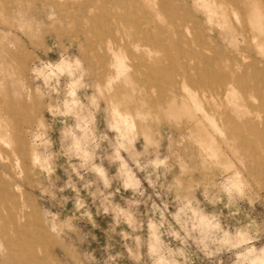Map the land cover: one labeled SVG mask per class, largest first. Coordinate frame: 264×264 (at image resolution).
<instances>
[{
    "label": "rangeland",
    "instance_id": "obj_1",
    "mask_svg": "<svg viewBox=\"0 0 264 264\" xmlns=\"http://www.w3.org/2000/svg\"><path fill=\"white\" fill-rule=\"evenodd\" d=\"M200 43L193 101L169 78ZM237 76L264 80V0H0V264H264Z\"/></svg>",
    "mask_w": 264,
    "mask_h": 264
},
{
    "label": "bare ground",
    "instance_id": "obj_2",
    "mask_svg": "<svg viewBox=\"0 0 264 264\" xmlns=\"http://www.w3.org/2000/svg\"><path fill=\"white\" fill-rule=\"evenodd\" d=\"M166 3V2H165ZM163 4V3H162ZM128 16H130V18H132V16L130 14L127 13ZM177 18V17H176ZM166 27V26H165ZM163 29V28H162ZM166 31V30H165ZM180 32V31H179ZM180 34V33H179ZM185 34V33H184ZM195 35V34H194ZM138 37L142 38V34H138L137 35ZM152 37V36H151ZM150 37V38H151ZM180 38V37H179ZM185 40V39H184ZM183 40V41H184ZM191 39H189L190 41ZM196 40V38H195ZM182 41V40H181ZM188 41V42H189ZM197 41V40H196ZM202 41V40H201ZM156 43V42H155ZM204 43V42H203ZM166 45V44H164ZM199 46L201 47V50L199 51H193L192 53V56L191 58H187L183 60V64H182V69L179 71L178 74L174 75V76H171L169 79V82L172 83V84H179L180 87H184L186 88L188 91H189V94H190V98L191 100L195 101L198 94L196 91H192L190 88H189V85L190 84H194L196 82H203V83H210L209 80H210V77L212 75V67L213 65H210L209 64V60H208V57L204 51V48H203V45L200 43ZM167 47V45H166ZM180 47V46H178ZM149 48V47H147ZM194 48V47H193ZM214 48V47H213ZM120 49V48H119ZM137 50H139V48L136 47ZM150 49V48H149ZM170 49V47H169ZM185 50V49H184ZM188 50V49H187ZM121 51V49H120ZM151 51V50H150ZM186 51V50H185ZM118 51H116V53H113V60L111 62V65L114 66L115 68H117L118 71H122V70H125L126 71V68H127V65L125 63V57L123 55H121L120 53H117ZM216 52V51H215ZM172 53V52H171ZM178 53V52H177ZM218 53V52H217ZM187 54V53H186ZM142 55L144 56H147L149 58L150 61H145L144 60V63H142V69H150V70H153L155 69V67H157L158 65H153L151 64V62H159L156 58L153 57L152 53L147 51L146 49L142 48ZM173 55V54H172ZM218 54H214V56H216ZM220 55V54H219ZM224 55V53H223ZM127 56V55H126ZM143 56V58H145ZM169 56V55H168ZM169 59V58H168ZM173 60V58H172ZM221 60V59H220ZM219 60V62H221ZM161 61V60H160ZM213 62V60H212ZM131 68V67H130ZM125 71H122V72H125ZM194 73H193V72ZM216 71V70H215ZM217 72V71H216ZM221 74V73H220ZM223 74V72H222ZM225 74V73H224ZM120 75V74H118ZM221 76V75H220ZM226 75H224L225 77ZM153 76L151 75V78ZM249 77V76H248ZM247 77V78H248ZM220 78V77H219ZM238 78V76H237ZM224 79V78H223ZM223 79H219L218 81L219 82H223ZM248 79L246 78H243V77H240L238 78L235 82H237L241 87L242 89L247 92V94L249 92H254L258 95H260L262 97V99H264V80L263 79H254V83L251 85L248 83L247 81ZM164 83V82H163ZM162 83V84H163ZM234 82L233 81H230L228 82L227 84L228 85H232ZM162 88V87H161ZM237 90V89H236ZM235 90V91H236ZM260 97V98H261ZM210 98H214V95L211 94L210 95ZM233 99V98H232ZM262 108H263V113H264V103L262 102ZM206 112V110H205ZM207 113V112H206ZM212 118V117H211ZM243 127H247L249 129H252V131H254L256 134H259V135H263L264 134V114H261L259 113L258 115L256 116H252L248 119H245L242 124H241ZM223 133V132H222ZM242 142V141H241ZM251 142V141H250ZM262 143V147L264 148V140L261 141ZM245 144V143H244ZM246 145V144H245ZM256 153H260V148H257L256 149ZM256 168V167H255ZM260 169L264 171V166L261 167L260 166ZM24 216H27V215H24Z\"/></svg>",
    "mask_w": 264,
    "mask_h": 264
}]
</instances>
